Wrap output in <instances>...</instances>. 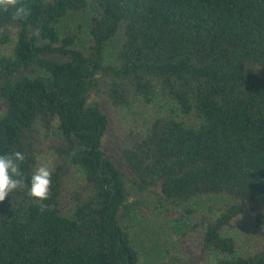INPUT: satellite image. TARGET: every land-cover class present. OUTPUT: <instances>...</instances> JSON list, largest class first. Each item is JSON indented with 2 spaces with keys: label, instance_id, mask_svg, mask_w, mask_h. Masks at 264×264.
<instances>
[{
  "label": "trees",
  "instance_id": "trees-1",
  "mask_svg": "<svg viewBox=\"0 0 264 264\" xmlns=\"http://www.w3.org/2000/svg\"><path fill=\"white\" fill-rule=\"evenodd\" d=\"M79 12L86 52L59 29ZM104 107L135 122L115 159ZM15 151L25 187L0 203V264H141L131 220L120 223L133 205L179 213L200 234L195 261L152 264H264V0L0 7V155ZM42 158L45 210L28 195ZM209 197L222 202L201 212Z\"/></svg>",
  "mask_w": 264,
  "mask_h": 264
},
{
  "label": "rangeland",
  "instance_id": "rangeland-1",
  "mask_svg": "<svg viewBox=\"0 0 264 264\" xmlns=\"http://www.w3.org/2000/svg\"><path fill=\"white\" fill-rule=\"evenodd\" d=\"M89 25L90 15L88 12L71 13L61 20L59 29L65 35L77 34L74 48L86 52L89 45ZM122 41L123 37L118 35L108 43L104 53V64L114 62L116 50ZM153 109L157 110L155 107H151L152 113ZM104 111L109 116V126L103 138L104 151L109 157L115 159L118 145L125 141L123 134L127 135L128 133V124L134 126L135 122L127 121V119H125L126 121L122 120L119 113H115L107 107H104ZM50 162V158H42L39 164L48 163L50 166ZM221 202L220 198L209 197L197 200L196 205L201 209V212L206 213L209 209H215ZM246 204L248 206L246 210H248L252 204ZM132 210H135V217L130 214L121 218L120 223L124 224L131 220L132 241L139 253L141 264H152L158 260L169 259L191 263L197 259L200 234L192 228L191 220L187 221L179 213L173 212L160 215L140 205H133ZM177 219L184 220L176 222ZM258 239L256 238L254 244Z\"/></svg>",
  "mask_w": 264,
  "mask_h": 264
},
{
  "label": "clouds",
  "instance_id": "clouds-1",
  "mask_svg": "<svg viewBox=\"0 0 264 264\" xmlns=\"http://www.w3.org/2000/svg\"><path fill=\"white\" fill-rule=\"evenodd\" d=\"M18 0H0V7L7 10L8 6H15ZM28 10L23 6L17 7L15 15L23 18L28 15ZM26 156L15 151L6 155H0V203L4 202L10 193L25 187V180L21 171V165ZM52 171L48 163H40L35 167L31 179L28 195L35 201L40 202L39 206L45 210L43 201L50 198Z\"/></svg>",
  "mask_w": 264,
  "mask_h": 264
}]
</instances>
